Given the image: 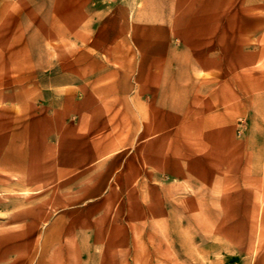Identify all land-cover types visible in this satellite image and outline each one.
<instances>
[{"label":"rangeland","instance_id":"1","mask_svg":"<svg viewBox=\"0 0 264 264\" xmlns=\"http://www.w3.org/2000/svg\"><path fill=\"white\" fill-rule=\"evenodd\" d=\"M144 1L0 0V264H264V0Z\"/></svg>","mask_w":264,"mask_h":264},{"label":"crops","instance_id":"2","mask_svg":"<svg viewBox=\"0 0 264 264\" xmlns=\"http://www.w3.org/2000/svg\"><path fill=\"white\" fill-rule=\"evenodd\" d=\"M72 8L75 7V5H71ZM148 7H151L153 8L154 7V4L152 3V0H146L144 1V5H143V8H148ZM147 12V11H146ZM157 20H154V19H151L150 22L153 23V22H156ZM143 37V36H142ZM144 38V37H143ZM148 38H150L148 36ZM234 98V97H233ZM188 99V98H187ZM189 99H192V98H189ZM211 99H220L219 96H215V97H212ZM223 99V98H222Z\"/></svg>","mask_w":264,"mask_h":264}]
</instances>
